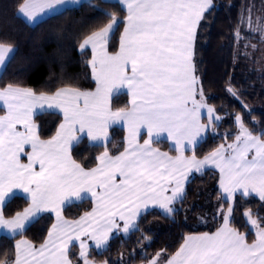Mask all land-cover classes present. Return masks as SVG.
Returning <instances> with one entry per match:
<instances>
[{
	"label": "snow or ice",
	"instance_id": "6c2138e0",
	"mask_svg": "<svg viewBox=\"0 0 264 264\" xmlns=\"http://www.w3.org/2000/svg\"><path fill=\"white\" fill-rule=\"evenodd\" d=\"M68 2L20 0L17 10L34 20ZM117 2L127 13L123 20L115 12H107L109 21L80 45L81 50L91 46L93 52L90 64L97 82L95 91L64 86L49 95L12 84L0 88V101L7 109L0 116V229L12 238L22 235L48 210L55 212L57 220L39 247L17 240L13 256L5 253L0 264H74L69 254L73 240L79 241L83 264H96L88 258L89 245L81 236H88L96 249H105L113 230H120L117 218L124 221L127 233L135 226L132 220L150 205L171 214L173 203L183 198L188 173L200 171L208 163L220 169V183L229 199L241 191L244 195L256 193L264 200V132L254 134L242 116H236L239 132L233 143L220 145L202 160L195 155L198 138L208 128L215 131L214 121L221 119L208 104L193 63L197 29L212 0ZM247 12L251 28V9ZM121 22L119 51L110 53V35ZM255 24L264 31V17ZM236 35L239 37V31ZM12 51L11 45L0 43V66ZM120 88L128 89L130 107L113 110L110 97ZM228 91L236 95L232 88ZM51 109L62 110L64 123L54 137L42 140L33 116ZM202 110L207 123L202 122ZM118 121L126 122L128 134L124 150L113 156L107 148L108 129ZM141 130L148 137L143 143ZM77 132L104 145L96 167L85 168L73 158V144L80 140ZM164 133L174 141L178 155L152 146ZM26 147L31 151L26 152ZM186 149L192 151L190 157L185 155ZM21 156L27 157V163ZM14 190L27 194L30 204L6 217V201L15 197ZM88 194L95 200L93 210L77 221L65 220L61 214L65 201ZM231 213L229 207L224 225L215 233L186 236L165 264H264V227L251 218V211L246 213L256 229V239L249 243L246 234L229 227ZM162 254L156 253L149 264H160Z\"/></svg>",
	"mask_w": 264,
	"mask_h": 264
},
{
	"label": "trees",
	"instance_id": "16d2710c",
	"mask_svg": "<svg viewBox=\"0 0 264 264\" xmlns=\"http://www.w3.org/2000/svg\"><path fill=\"white\" fill-rule=\"evenodd\" d=\"M251 1L213 0L212 8L205 12L197 29L193 54L197 77L207 102L222 116L220 122L215 121L218 131L209 128L207 136L195 147V155L199 158L212 153L226 139L235 137L237 115L242 116L253 132H264V68L256 64L255 55L250 53L252 37L245 33V15ZM19 2L0 0V43L13 48L0 74V88L12 84L49 94L64 86L95 89L91 52L81 50L80 45L88 35L109 21L107 12H115L122 21L127 14L123 5L116 0H88L30 24L18 12ZM123 29L124 23L121 22L111 34V52L119 49ZM229 88L236 95L228 91ZM128 105L126 92L113 96L114 109L127 108ZM34 119L40 138L49 139L56 134L63 117L59 112L43 111ZM109 133L108 151L119 154L125 147V128L115 125ZM153 144L174 152L167 140H154ZM104 150L102 143H92L84 137L72 147V156L85 168H93L98 163L96 157ZM219 177L213 168L194 174L188 180L183 198L173 203L175 210L171 214L158 208L143 212L135 228L126 234H114L105 249L90 247L88 257L108 264H139L149 261L158 252H164L166 256L174 254L187 234L215 231L223 210L231 205V226L247 232V239L253 240L254 231L244 220V213L250 210L264 227V200L254 194L239 192L230 201L219 187ZM29 203L25 196L16 194L6 202V217L22 211ZM92 207V200L85 198L67 204L63 214L75 219ZM54 220V215L45 211L22 235L12 238L1 234L0 259H4L5 253L13 256L15 241L21 237L36 245L42 244ZM74 250L71 251L72 257L80 261Z\"/></svg>",
	"mask_w": 264,
	"mask_h": 264
},
{
	"label": "crops",
	"instance_id": "0c3cea01",
	"mask_svg": "<svg viewBox=\"0 0 264 264\" xmlns=\"http://www.w3.org/2000/svg\"><path fill=\"white\" fill-rule=\"evenodd\" d=\"M85 1H88V0H69V2L66 3L64 6H57V7L54 8L53 10H46L44 13H41L40 15H38L34 20H28L27 17H25V16H24L23 14H21V13H20V15H21V16H22V17H23L28 23H30V24H35V23H37L38 21L44 19L45 17H47V16H49V15H52V14L57 13V12H59V11H62V10H64V9L67 8V7H72V6L79 5L80 3L85 2ZM116 1H117V0H116ZM258 1H259V0H258ZM262 2H264V0H263ZM110 36H111V35H110ZM109 39H110V38H109ZM119 46H120V45H119ZM107 48H108V51H109L110 53H115V52H111V51H110V49H109V41H108ZM85 49L90 50V52H91V59H92L93 52H92L91 46H88V47L84 48L83 50H85ZM117 51H119V49H118ZM12 53H13V51L8 55V57H6L5 64H6L7 60L11 57ZM4 66H5V65L0 66V74H1V72H2V70H3V68H4ZM91 71H92V75H93V69H92V66H91ZM93 79L95 80L94 76H93ZM95 82H96V80H95ZM96 87H97V82H96ZM96 87H95V89H92V90H83V89H81V90H83V91H95V90H96ZM121 92H126V93L128 94V96H129V105H128V107H130L131 95H130V93H129V91H128L127 88H120L118 92H113V94H112L111 97H110L111 107H112V99H113V96L116 95L117 93H121ZM37 94H39V93H37ZM47 94H49V93H47ZM51 94H53V93H50L49 95H51ZM128 107H127V108H128ZM112 109H113V110H116V109H114L113 107H112ZM45 111H55V112H59V113L62 115V117H63L61 124L64 123V116H63V112H62L61 109H51V110H45ZM6 113H7V109H6V107L4 106L3 102L0 101V116L6 115ZM34 117H35V115L33 116V120L35 121ZM204 117H205V115L202 114V122L207 123V119L205 120ZM35 123H36V122H35ZM61 124H60V125H61ZM115 125H117V126H122V127L125 128V138H126V137H127V134H128V133H127V124H126V122H124V121H118V122H116V123H114V124H112V125L109 126V129H108V139H109V135H110V133H109L110 128H111L112 126H115ZM18 127L20 128L21 131L24 130L22 125H20V126H18ZM59 127H60V126H59ZM208 129H209V128H208ZM208 129L205 130V132L202 134V137L198 138V143L196 144V146H197V145H198V144H199V143H200V142H201V141L207 136V134H208ZM58 130H59V128H58ZM58 130H57V131H58ZM56 133H57V132H56ZM55 135H56V134H55ZM55 135H54V136H55ZM76 135H78V136L80 137V140H81L82 138L86 137V138H87L90 142H92V143H101V142H99V141H95V142H94V141H91V140L88 138V136H87L86 133H79V132H77ZM54 136H53V137H54ZM51 138H52V137H51ZM51 138H49V139H51ZM147 138H148V137H147L146 132H145L144 130H141V135H140V137H139L140 142L143 143V141H144L145 139H147ZM49 139H42V140H49ZM161 139L167 140L168 143L170 144V146L173 148L174 152H171V151H168V150H163V149H161V148L155 146V144H153L152 146L155 147V148H158V149H159L160 151H162V152H167V153H169V155H171V156H176V155H178V153H177V151L175 150V147H174V141H172L171 139L168 138L167 133L162 134V136H161V138H160L159 140H161ZM80 140H79V141H80ZM107 141H108V140H107ZM75 144H76V143H74L73 146H74ZM196 146H195V147H196ZM25 151H26V152H30L31 149L26 147ZM189 151H190V150L186 149V150H185V155L190 157V156L192 155V153H189ZM214 151H215V150H214ZM214 151H213V152H214ZM110 155H113V154L110 153ZM116 155H118V154H116ZM113 156H115V155H113ZM196 157H197V156H196ZM197 158L202 160L204 157H203V158H199V157H197ZM21 160H22L23 163H27V157H26V156H21ZM96 166H97V165H96ZM96 166H95V167H96ZM93 168H94V167H93ZM207 168H213V169H216V170L218 171L219 176H220V177H219V187H220L222 193L225 194V196L228 198L227 194L223 192V189H222V186H221V183H220V181H221V172H220V169H219L218 167H216L215 165H213L212 163H208V164L202 166V168H201L200 171H195V170H193V171H191V172L188 173V175H187V179H186V181L184 182V192H185V189H186V186H187L188 180H189L194 174L199 173V172H202V171H204V170L207 169ZM14 191H16L17 194H21V195H23V196H25V197L27 196V194L23 193L21 190H14ZM239 192L242 193L241 191H237L235 194H237V193H239ZM168 194L171 195V191H169ZM183 194H184V193H183ZM251 194L257 195L256 193H251ZM234 196H235V195H234ZM257 196H258V195H257ZM85 198H89V199H91L92 202H93V207H92L89 211H87L86 213L91 212V211L93 210V208L95 207V200H94L93 197H91L90 194H88V195L85 196L84 198H80V199H78V198H71V201H65L64 205H62V208H61V214H62L63 218H64L65 220H68V221H77V220H79L82 216H84L86 213H84L83 215H81L80 217L75 218V219H69V218H66V217L64 216V214H63V208H64L67 204H69V203L77 202V201H81V200H83V199H85ZM178 199H179V198H178ZM178 199H177V200H178ZM229 200H232V199H229ZM29 201H30V200H29ZM6 202H7V201H6ZM29 204H30V203H29ZM29 204H28L26 207H28ZM172 207H173V205H172ZM152 208H158V209H160V210L166 212L164 209L160 208L159 206H155V205H150L149 208H148L147 210L152 209ZM147 210H145V211H147ZM48 211L51 212V213L54 215L55 220H54V223H53V224H56V223H57V220H56L55 212L52 211V210H48ZM145 211H143V212H145ZM143 212H142V213H143ZM142 213H141V214H142ZM41 214H42V213H41ZM41 214H39V216H40ZM141 214H140V215H141ZM140 215H139L138 217H135V218L132 220L131 223H132L133 225H136V223H137V221H138ZM116 223L119 225V229H120V230L117 231L116 229H114L113 232H112V234L110 235L109 239H110L114 234L121 233V232H122L121 230L124 228V221L119 220V219L117 218ZM53 224H52V225H53ZM129 228L131 229V228H133V227L130 226ZM51 229H52V226H51L50 230H51ZM50 230H49V231H50ZM204 233H208V234H209V232H201V233H193V234H191V235H201V234H204ZM213 233H215V232H213ZM1 234H6V235H10V236H11V234L8 233V232H7L6 230H4V229H0V235H1ZM21 239L28 240V239L23 238V237H21V238L18 239V240H21ZM47 239H48V236H47L46 240H47ZM80 239H81V240H84V241H86V242L88 243V245H89L88 252H89L90 247L94 246V242H93L88 236H81ZM46 240H45V241H46ZM28 241H30V240H28ZM45 241H44V242H45ZM30 242H31V241H30ZM44 242H43V243H44ZM31 243H32V242H31ZM33 244H34V243H33ZM34 245H36V244H34ZM40 245H41V244H40ZM36 246L39 247V245H36ZM69 247H70V253H69V254H70V258L74 261V264H83V261H82V260H80V261H76V260L72 257V254H71V251H72L74 248H75V249H79V251H80V248H79V241H77V240H73L72 244H70ZM94 247H95V246H94ZM88 258H89V257H88ZM89 259H90V258H89ZM90 260H91V259H90ZM93 261H94V260H93ZM95 262H96V264H104V262H102V261H95Z\"/></svg>",
	"mask_w": 264,
	"mask_h": 264
},
{
	"label": "rangeland",
	"instance_id": "374dc122",
	"mask_svg": "<svg viewBox=\"0 0 264 264\" xmlns=\"http://www.w3.org/2000/svg\"><path fill=\"white\" fill-rule=\"evenodd\" d=\"M263 0H259V1H255V0H253V1H251L250 3H249V6L247 7V10L248 9H251V16H252V19H253V21H254V23L252 24V26H251V28L249 27V25H248V12L246 11V15H245V24H246V31H245V33H247V34H249L251 37H252V40H251V42H252V45H251V47H250V53H252L253 55H255V62H256V64L257 65H259L261 68H264V31H259L258 29H257V27H256V24H255V21L258 19V18H260V17H264V2H262ZM212 6H213V0H212ZM212 6L208 9V10H210L211 8H212ZM207 10V11H208ZM254 34V35H253ZM245 37H247L246 35H244ZM259 36V37H258ZM253 46H255V47H253ZM193 63H194V59H193ZM194 65H195V63H194ZM195 69H196V65H195ZM195 75L197 76V73H196V71H195ZM198 98V97H197ZM3 102V101H2ZM209 104V103H208ZM214 107V106H213ZM215 108V107H214ZM216 109V108H215ZM202 114H204L205 116H206V113L204 112V110H202ZM216 115L217 116H219V117H221V119H222V116L217 112V110H216ZM241 116V115H240ZM221 119H219V120H216V122H220L221 121ZM235 121H236V119H235ZM35 122V121H34ZM214 125H215V131L214 132H216V130L218 131V129H217V125L218 124H216L215 123V121H214ZM236 125H237V130H236V135L238 134V132H239V127H238V124H237V122H236ZM246 125V124H245ZM246 127H248L247 125H246ZM249 129H250V127H248ZM251 130V129H250ZM252 131V130H251ZM253 132V131H252ZM254 134H256V135H260L259 133H256V132H253ZM236 135H235V137H236ZM235 137L234 138H232V139H226V141L225 142H223L222 144L223 145H225V147H227V145L228 144H231V143H233L234 141H235ZM221 144V145H222ZM214 165V164H213ZM225 195V194H224ZM257 196V195H256ZM226 197V196H225ZM259 197V196H258ZM227 198V197H226ZM227 199H229V198H227ZM230 201H232V200H230ZM229 207H231L232 208V205L231 206H229ZM228 207V208H229ZM228 208H226V209H224L223 210V213H222V215H221V220H220V225H219V227L215 230V231H210L209 232V234H212L213 232H216L218 229H220L223 225H224V217H225V215L227 214V209ZM248 211H250V210H247V211H245V213H244V220L246 221V223L249 225V227H250V229L252 230V231H254V239L253 240H255L256 239V236H255V231H256V229H255V227L250 223V220H249V217L246 215V213L248 212ZM167 213V212H166ZM252 213V212H251ZM232 214V213H231ZM251 218H253V219H257V217L252 213V217ZM230 219H231V216L229 217V227H232L231 226V224H230ZM137 224V223H136ZM136 227V225L133 227V228H135ZM133 228H129V230H128V232L130 231V230H132ZM233 228V227H232ZM122 232L121 233H123V234H126L124 231H123V229L121 230ZM127 232V233H128ZM241 233H244V234H246L247 232H241ZM191 234H193V233H189V234H187V236L188 235H191ZM247 235V234H246ZM253 240H251V241H249L248 240V242L249 243H251ZM183 244V243H182ZM178 251V250H177ZM74 253H75V255L77 256V260H81L80 258H79V249H75L74 250ZM163 254L161 255V257H160V264H165V262L167 261V259H169L172 255H174V254H170V255H165V253L164 252H162ZM155 257V256H154ZM152 259V258H151ZM150 259V260H151ZM149 260V261H150ZM149 261H147V262H145V263H139V264H149Z\"/></svg>",
	"mask_w": 264,
	"mask_h": 264
}]
</instances>
